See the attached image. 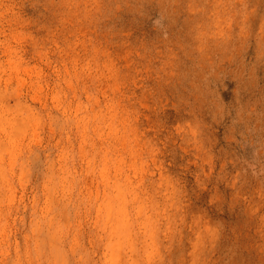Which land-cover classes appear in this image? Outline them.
<instances>
[{
	"label": "rangeland",
	"instance_id": "374dc122",
	"mask_svg": "<svg viewBox=\"0 0 264 264\" xmlns=\"http://www.w3.org/2000/svg\"><path fill=\"white\" fill-rule=\"evenodd\" d=\"M0 264H264V0H0Z\"/></svg>",
	"mask_w": 264,
	"mask_h": 264
}]
</instances>
